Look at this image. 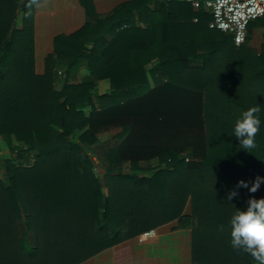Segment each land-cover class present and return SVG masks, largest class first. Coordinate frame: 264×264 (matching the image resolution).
Returning <instances> with one entry per match:
<instances>
[{"label":"trees","instance_id":"trees-1","mask_svg":"<svg viewBox=\"0 0 264 264\" xmlns=\"http://www.w3.org/2000/svg\"><path fill=\"white\" fill-rule=\"evenodd\" d=\"M40 1L0 0V264H80L174 220L191 230L192 264H257L231 246L229 220L264 184L225 196L264 175V42L248 45L264 19L237 46L186 0L102 15L79 0V27L37 15ZM250 107L261 127L247 152L233 126ZM119 111L145 116L134 144L167 138L156 163L123 149L128 124L99 139L92 116Z\"/></svg>","mask_w":264,"mask_h":264},{"label":"crops","instance_id":"crops-1","mask_svg":"<svg viewBox=\"0 0 264 264\" xmlns=\"http://www.w3.org/2000/svg\"><path fill=\"white\" fill-rule=\"evenodd\" d=\"M126 1L129 0H93V3L96 12L102 15ZM36 14H61L65 24L72 27L82 26L87 20L79 0H41ZM260 28L254 27L248 40V45L258 52L264 42L262 36L260 47H256L255 34ZM178 224V220H174L161 225L103 250L80 264H192L191 230L179 228Z\"/></svg>","mask_w":264,"mask_h":264},{"label":"clouds","instance_id":"clouds-1","mask_svg":"<svg viewBox=\"0 0 264 264\" xmlns=\"http://www.w3.org/2000/svg\"><path fill=\"white\" fill-rule=\"evenodd\" d=\"M259 110L258 107L248 108L233 126L234 137L247 152L255 147V136L261 127V120L256 115ZM262 184H264V175L260 174L251 181L240 179L226 192L225 198L230 201L233 197L240 199L241 194L238 189L244 188L249 193H255ZM229 225L231 246L250 254L257 264H264V197L249 196L246 207L231 216Z\"/></svg>","mask_w":264,"mask_h":264},{"label":"built area","instance_id":"built-area-1","mask_svg":"<svg viewBox=\"0 0 264 264\" xmlns=\"http://www.w3.org/2000/svg\"><path fill=\"white\" fill-rule=\"evenodd\" d=\"M195 10L203 8L212 19L209 28L233 35L234 43L242 45L247 39L251 21L264 19V0H186Z\"/></svg>","mask_w":264,"mask_h":264},{"label":"rangeland","instance_id":"rangeland-1","mask_svg":"<svg viewBox=\"0 0 264 264\" xmlns=\"http://www.w3.org/2000/svg\"><path fill=\"white\" fill-rule=\"evenodd\" d=\"M263 28L261 27L259 30H257L256 34H255V38H256V47L259 48L260 47V43L262 42V35H263ZM86 74L85 69H82L79 73V75H83ZM93 118L99 117V123L97 125V134L98 137L101 141H105L108 139H111L113 136L118 135L121 131H123V127L125 124L130 125V134L127 137L126 140H124L122 143L124 145V150H126L128 153H133L135 156V154H138L136 156H140L143 155V158L145 156V154H149V157H152L150 159L151 163H156V154L158 153L161 145L165 142V137H159L156 141H155V147H140V143L136 142L137 144H134L135 142L132 140V138H134L135 135L137 134H142L143 132V127H141V125H139V123L137 122V118H144L145 116L143 114L136 116H132V114H123L122 111H119V114H114V113H109L108 115L105 116H98V115H93ZM97 119V120H98ZM186 136V135H185ZM181 136V138L177 141L178 144L180 143H190L191 141H189L187 139V137H183ZM153 141V142H154ZM2 153H8V150L6 148L3 149ZM147 162V161H145ZM188 210V209H187ZM189 211V210H188ZM187 211V212H188Z\"/></svg>","mask_w":264,"mask_h":264}]
</instances>
